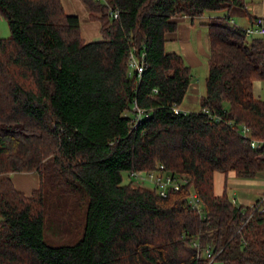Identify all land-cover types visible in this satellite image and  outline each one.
<instances>
[{
	"label": "trees",
	"instance_id": "16d2710c",
	"mask_svg": "<svg viewBox=\"0 0 264 264\" xmlns=\"http://www.w3.org/2000/svg\"><path fill=\"white\" fill-rule=\"evenodd\" d=\"M84 2L99 39L82 38L61 0H0L10 29L0 37V264H264V206L214 193L216 171L264 172V146L250 144L264 139V99L253 94L254 81H264V34L247 35L231 20L242 1ZM221 10L206 22L199 109L183 110L192 74L166 50L167 35L183 17ZM131 51L145 54L139 75L130 73ZM160 164L188 181L166 196L134 178L123 183V173ZM14 171L37 172L38 186L17 189ZM51 193L85 216L72 244L44 239Z\"/></svg>",
	"mask_w": 264,
	"mask_h": 264
},
{
	"label": "crops",
	"instance_id": "0c3cea01",
	"mask_svg": "<svg viewBox=\"0 0 264 264\" xmlns=\"http://www.w3.org/2000/svg\"><path fill=\"white\" fill-rule=\"evenodd\" d=\"M241 1V7H233L229 9L228 14L231 20L243 28L250 25L257 27L259 26L258 21H261V24L264 27V0ZM226 11L227 10H221L218 13L215 12L211 14L204 13L202 16L193 20L189 17L181 18L178 22L176 30L167 35L165 46L167 43H170L172 51H176L181 54L184 61L188 65L190 64V69L193 65L196 66L198 64H202V59L207 61L209 53V37L206 22L210 17L223 15ZM203 94L204 92L200 93L199 86L196 82L192 81L191 76V81L179 108L187 111L188 109L183 106L184 102L194 101L198 104L199 98ZM34 172L35 171L22 172L24 175L20 174L18 177L21 182L20 185L32 186L35 183L39 184V176L38 174H35L36 172ZM34 175H36L35 177L38 179L34 178ZM34 188L36 187L34 186L32 189L29 188L28 190L32 191ZM224 191H226L228 196L234 199L236 203L244 205H252L256 200L263 197L261 203L262 206H264V172L259 173L257 176L252 178H243L236 176L233 171H230L227 174L216 171L214 173V193L220 195ZM23 192L25 193L26 191ZM235 192L238 195H236Z\"/></svg>",
	"mask_w": 264,
	"mask_h": 264
},
{
	"label": "rangeland",
	"instance_id": "374dc122",
	"mask_svg": "<svg viewBox=\"0 0 264 264\" xmlns=\"http://www.w3.org/2000/svg\"><path fill=\"white\" fill-rule=\"evenodd\" d=\"M64 10L67 13L75 14L79 18L80 35L85 41L95 40L100 38V22L97 17H90V10L84 0H61ZM218 13L219 11H208L205 14ZM97 15V13H96ZM10 29L8 22L3 15L0 14V37H8ZM166 50H172L170 43L166 44ZM202 64L191 66L192 81L199 86L200 93H205V77L207 74V61L202 59ZM190 65V64H189ZM261 90V92H260ZM253 94L255 97L264 99V81L259 80L254 82ZM183 106L188 110H198L199 105L194 101H186ZM35 173V172H34ZM24 175L22 172L14 171L10 173L14 185L29 193L34 186H21L18 179L19 175ZM35 174H38L37 172ZM36 175H34V178ZM33 178V179H34ZM38 179V178H37ZM35 181V180H34ZM38 182V180H37ZM129 179L123 173V183H128ZM136 184L135 182L133 183ZM146 185H149L146 183ZM236 193V192H235ZM236 195H238L236 193ZM47 210L44 216V239L52 244H72L80 238V232L83 228L85 216L81 219V209L73 203H69V199H62L53 193L46 196ZM59 206V208H58ZM60 209H65L66 215L57 214ZM1 219V216H0Z\"/></svg>",
	"mask_w": 264,
	"mask_h": 264
},
{
	"label": "built area",
	"instance_id": "2783aa9c",
	"mask_svg": "<svg viewBox=\"0 0 264 264\" xmlns=\"http://www.w3.org/2000/svg\"><path fill=\"white\" fill-rule=\"evenodd\" d=\"M99 1H102L103 3L108 5L107 0H99ZM109 14L115 17L117 16V10L113 11L112 9H110ZM258 23H259V26L257 27L250 26V27L245 28L246 34L247 35H253L256 33L264 34V27L261 24V21H258ZM128 64L130 67V73L134 69L137 75H139L145 68V64H146L144 52L142 51L137 54L135 51H131L129 54ZM132 109L135 114V118H136L135 120H138L142 114V109L137 106L136 102H134ZM174 110L177 112L178 108L175 107ZM247 130L248 128L244 125L242 127V133L246 135ZM250 144L254 148H261L264 146V139L253 138ZM262 156L264 157V154H262ZM162 167L163 165L160 164L158 168L151 169V170L131 169L128 172V178L129 179L134 178L136 184L143 185L151 189H154L156 190L157 193H159L162 196H166L167 192L170 189H174V190L179 189L184 183L188 181L186 178H182L179 176L177 177L175 175L170 174L168 171L161 169ZM146 183H148L149 185H146ZM262 198L263 197L259 198L256 204V206H259L260 208H263L262 203H261ZM188 199H189L190 206L192 208L198 210L199 212L202 211V208H203L202 203L195 191L191 190L189 192ZM194 244L197 245V243L195 242ZM202 252L206 257L212 258L213 256L212 250L209 246H206ZM246 264H250V263L247 262Z\"/></svg>",
	"mask_w": 264,
	"mask_h": 264
}]
</instances>
